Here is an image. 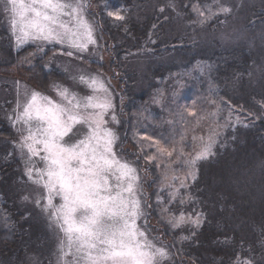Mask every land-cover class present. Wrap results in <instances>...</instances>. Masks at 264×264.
Wrapping results in <instances>:
<instances>
[{
	"label": "snow or ice",
	"instance_id": "6c2138e0",
	"mask_svg": "<svg viewBox=\"0 0 264 264\" xmlns=\"http://www.w3.org/2000/svg\"><path fill=\"white\" fill-rule=\"evenodd\" d=\"M0 3L7 16L11 44L17 52L30 43L45 42L66 46L73 51L65 54L73 56L97 44L94 27L86 19L87 5L82 0H0ZM169 9L176 10V0H167L157 11L164 15ZM193 11L198 17L196 22L203 25L221 14L230 15L232 7L225 0H215L214 8L205 12L193 6ZM126 12V8L118 7L108 10L107 16L126 21ZM168 18L164 16L165 20ZM156 26L154 23L153 29ZM80 82L88 86L91 94L78 97L68 87L53 85L59 97L55 100L33 90L22 104L17 102L8 116L19 133L14 147L25 158L23 176L41 189L35 206L62 234L56 264H184L183 260H177V255L190 256L182 250V245L202 234L206 213L182 211L178 215L169 214L166 221H161L173 230L190 228L188 235L173 242L181 244L175 252L172 246L149 238L147 223L143 226L138 223L142 217L147 220V206L142 204L138 190L137 169L118 158L114 149L117 136L108 126L109 116L112 121L117 119L113 94L102 74L87 78L82 75ZM188 114L195 115L191 111ZM254 121H264V102L259 112H249L246 121L237 118L235 124L243 123L248 128L254 126ZM80 126H86L87 130L78 137ZM219 135L210 129L207 139H199L196 154L189 157L183 153V136L179 142L173 141L171 149L159 140L144 137L152 140L156 150L154 155L145 156L150 163L175 155L188 169L182 179L171 178V198L179 197L181 204L192 199L187 181L197 180L198 161H207L216 155L213 149ZM12 156L14 152L7 153L5 163H11ZM22 199L27 201L30 197ZM170 211L161 210L162 214ZM227 241L235 244V236L226 237ZM243 241L241 238L232 264H264V260L255 259V246L249 244L245 248ZM258 245L264 249V228Z\"/></svg>",
	"mask_w": 264,
	"mask_h": 264
},
{
	"label": "trees",
	"instance_id": "16d2710c",
	"mask_svg": "<svg viewBox=\"0 0 264 264\" xmlns=\"http://www.w3.org/2000/svg\"><path fill=\"white\" fill-rule=\"evenodd\" d=\"M198 2L202 4L203 0H176V10L169 9L164 13L169 17L167 20L157 11L158 6L166 4L167 0H93L94 7L88 9L87 13L99 27L103 48L110 57L109 67L117 71L119 80L118 89L122 99L119 100L121 96L117 92L115 98L119 121L117 127L119 153L133 162L139 173L145 156L142 149L143 141L135 131H145L146 129L142 127L146 126V121H138L140 111L142 116L143 110L138 112L136 104L141 99H149L151 95L149 90L161 84L154 80L156 74L163 77L167 70V75H170L173 66L166 70H161L159 65L158 68L154 65L149 66L151 76L149 75L147 81L150 82V86L145 93L139 95L137 103L136 97L131 95L133 82L132 72L126 69L130 58L126 57L127 53L133 55L134 52H141L147 48L153 51L149 53L155 56V60L176 58L184 63L183 68L191 66L194 61L204 62L207 66L203 77L189 78L186 81L188 88L185 93L190 95L197 93L196 90L200 87L202 91H199L204 94L203 100L207 105L214 101L218 103L227 100L229 103L244 107L242 112H238V118L242 122L248 119L249 112H259L260 104L264 102V39L260 41L257 36L255 38L251 36L243 43L225 44L213 35L230 18L220 15L219 18L213 17L201 25L196 22L198 17L192 10ZM144 3L145 6L151 3L147 12ZM258 3L262 4H244L242 12L236 15L241 19L238 23L242 29L250 31L251 34L264 31L262 30L264 0H259ZM118 7L127 9L124 13L126 21H116L107 16L108 10H115ZM178 20L181 22L179 26ZM154 23L157 25L155 29L152 27ZM200 35L212 36L213 40L202 41V46L199 47ZM152 38L155 40L163 38V46L160 47L159 44L153 46ZM26 51L27 49L23 53ZM7 55L11 58L10 63H13L14 58L11 57L9 50ZM140 58L139 60L145 59ZM0 68L5 69L6 65L0 64ZM46 78L49 79L48 74L43 73L38 81L44 83ZM167 102L170 114L174 112L171 117L173 121L168 123L163 119L158 123L154 122V125L151 124L155 137L165 138L164 142L173 144V141L179 142L181 136L191 140V135L186 133L187 130H195L206 139L210 129L220 133L219 141L213 149L216 155L207 161H198L195 168L197 180L190 181L192 211H204L207 221L200 230L202 234L195 241L184 242L182 245V250L187 251L190 256L177 255V260H183L184 264H220V261H223V264H232L240 248L241 238H244L245 248L249 244L255 246L256 260H264V249L258 245L261 228H264V121H254L253 127L245 128L243 123L235 124L233 120L227 118L229 116L223 114L220 125L214 121V115L202 120L200 125L197 120L201 110H197L199 113L195 117L186 118L179 104L171 105L169 100ZM224 108L227 110L226 104ZM224 108L222 112L226 111ZM205 112L202 111L201 115H206ZM170 114L167 118L171 116ZM169 124L172 125L168 126ZM167 128L173 129L176 133L167 132ZM13 136V130L0 115V264L30 262L36 264L41 256L37 255L39 251L35 248L34 250H37L35 258L38 260L34 261L35 258L28 252V243L33 240L39 242L41 237L31 240L25 238L26 232L23 228L26 222L22 221L27 219H24L23 210L16 206L9 189L10 183L15 181L18 175V161L5 163L8 149L3 142ZM121 145L128 146L130 152L123 153ZM192 148L193 146L189 145L186 149ZM147 169L156 174L150 184L153 188L159 179L157 164L154 162L149 167L147 164ZM150 203L151 201L145 203L147 213H157L158 205ZM156 227L161 229L157 231L158 233L167 236L164 244L172 246L173 252L180 248V243H173L179 241L175 230L171 231L166 226ZM232 236H235V244L232 241L225 242L226 237Z\"/></svg>",
	"mask_w": 264,
	"mask_h": 264
},
{
	"label": "rangeland",
	"instance_id": "374dc122",
	"mask_svg": "<svg viewBox=\"0 0 264 264\" xmlns=\"http://www.w3.org/2000/svg\"><path fill=\"white\" fill-rule=\"evenodd\" d=\"M82 2L87 5L86 19L94 27V37L97 40V44L89 45L88 51L84 52L83 54L78 53L73 56H68L65 54L67 51H73L66 46H60L45 42L30 43L29 45H26L24 49L19 50V52H17V50H14V46L11 44L7 16L4 13L3 4L0 3V64L4 63L6 65L5 69L0 68V115L2 116V118H4L6 124L14 132V136L3 142V144H5L6 148L8 149L6 151L7 153L14 152V156L10 158L11 162L18 161V175L15 178L16 180L10 183L9 189L12 193L11 196L16 201V206L18 205L19 209L23 210L24 219H27V221H25L24 219V221H22L26 222L23 228L26 232L25 238L31 240L41 237V242L33 240L28 243V252L33 255V258L36 257L35 255L37 253V250L39 251L37 255L40 254L41 256L40 260L36 262V264H56L58 245L60 240L62 239V234L54 225L49 223L47 216L35 206V200L38 198L41 189L37 185H34L31 182L27 181L23 176L25 170V158H23L21 153L18 150H15L14 147V142L19 140V133L17 131V128L12 127L11 122L8 119V116L11 114L12 109L16 106L18 101L22 104L25 101L26 95L30 96L33 90L40 92L42 95L50 96L55 100H59V97L57 96L56 90L53 85H62L64 87H68L70 89V92L75 93L78 97H83L91 94V92L86 84L80 82V77L83 75L87 78L88 76L102 74L106 85L109 87L110 91L113 94L112 98L117 118L116 121H112L111 116L108 117V126L115 132L117 136V142L114 146V149L119 159L128 161L129 163L133 164L134 167H136L133 162L119 153L120 140L117 133L119 121L117 117L115 98H117L116 92L121 96L119 100L122 99V94L118 89L119 80L117 78V71L109 67L110 57L103 48V44L99 34V27L94 23V21L87 13L90 7H94L92 4L93 0H82ZM225 2L232 7V13L227 16L224 15L225 17H228L230 19H228L227 22H225V24L222 26V28L219 29L215 35H213L214 37L217 36L218 40H222L227 45L239 42L243 43L246 40H249L251 36H253V38L257 36L260 41L264 39L262 38L264 37V31H260L258 34L255 32L251 34L250 31L248 32L242 29V27L239 25L240 23H238V21H241V19H238L239 17L236 16L242 12L243 7L245 6L244 4H262L258 3L259 0H225ZM214 4L215 0H203L202 4L198 2L195 4V7L206 12L208 8H214ZM143 6L145 8V11L147 12L149 10V7L151 6V3L147 4L146 6L144 3ZM193 13L195 16H197L196 12L193 11ZM180 23L181 22L178 20V26L180 25ZM262 30H264V28ZM2 31L4 34L2 33ZM200 40L201 43H199V47L202 46V41L213 40V37L200 35ZM162 43L163 38H161L160 40H155L152 38L151 44L153 46L155 44H159V46L162 47ZM26 49L27 51L23 53V51ZM8 50L10 51L11 57L14 58L13 63H10L11 58H8ZM149 52H151V50L145 48L144 51L142 50L141 52H134L133 55H129V53H127L126 55V57H130L127 62L126 69L129 72H132L131 80L133 84L131 87V95L133 97H136V101L138 100L137 98L139 97V95L145 93V91H147L150 86V82L148 83L147 81V79H149V73H151L149 68L150 65H154L156 68L160 66V68H162L161 70H166L167 68L169 69L171 66H173V69L170 71V75H167V70L163 77H160L162 75L158 76L156 74L154 80H156V82H160L161 84L157 85L155 89L149 90L151 94L148 97L149 99H139V103L137 101L138 104H136V110L138 112L140 110H143L142 116L140 111L138 121H146V126L142 127L146 129L145 131H135L143 141V156H152L156 151L155 147L152 145V140L144 139V137L146 136L151 137L153 140H159L161 145H164L169 149H171V147L173 146V144H169L166 141L164 142V140H166L165 138L161 139L155 137L154 134H152V132L154 131L153 127L150 126L151 124L154 125L159 121H163V119H166V122L168 123H171L173 121L171 117L174 112H171L170 114L169 111L171 110L167 105L168 100L171 105L179 104V108L183 109V114L186 118L195 117V115L199 113L197 110H201V112L198 114L199 119H196L197 123L200 125L202 120H205V118H209L212 115H214V121L216 122V124L219 125L223 121V114L225 116H229L227 117L229 120H233L234 122L237 120L238 112H242L244 107L229 103L227 100H224L225 103H217L215 101L214 103H210L214 104L213 107L209 103L207 105L206 101L203 100L204 94L200 92L202 90L200 89L199 85V89L196 90L197 93H193L191 95L185 93V90H187L188 88L186 85V81L189 78H194L193 76L197 78H199V76L203 77L204 69L207 66L204 64V62L194 61L191 66L183 68L182 66L184 65V63L182 61L180 62L176 58L155 60V56H153V54H150ZM151 53H153V51ZM140 57L145 59L139 60L141 59ZM43 73H47L49 79L46 78L44 79V83H40L38 80L41 79ZM1 74H5L8 76ZM21 78H23L24 80ZM17 82H19V85H17ZM114 89H117V91ZM225 104L227 110L224 108ZM203 105H207V107H203ZM222 108H224V110L226 111L222 112ZM190 111L195 113V115L189 116L188 113ZM202 111H206L204 113L206 115H201ZM168 114H170L171 116L167 118ZM171 125L172 124H169L168 126ZM86 130V126H80L78 137L82 136L84 132H86ZM167 130L166 131L171 134L176 133L175 131H173V129L167 128ZM184 132L185 131H183L182 134H184ZM186 133L190 134L192 139L189 140L183 138L184 156H194L196 154V151L198 150L199 139L201 138V136L196 133L195 130H187ZM187 136L189 137V135ZM78 137H74V139ZM193 137H196V139L194 140ZM189 145L193 146L191 150L186 149L187 147L189 148ZM179 146L180 145L178 144L177 147ZM121 149L123 150V153H125L126 151L130 152L128 146L124 145L121 147ZM144 161L145 162L141 166V173H139V170L136 167L137 175L139 177L138 190L141 193L142 204L145 205L146 202L151 201V203H156L159 208L157 209V213L154 212L153 214H148L145 208L147 220L142 217L138 223L141 226L147 223V232L149 238H155L158 243L162 242L164 244L166 235L164 236L162 235L163 233H158L157 231H161V229H158L156 226H166V224L161 223V221H166L169 214L178 215L182 211L186 214L193 213L190 200H186L183 204H181L179 197L174 199L170 197V193L172 192V188L169 187V184L172 183L171 178L173 176H176L182 179L188 169L184 167L182 161L177 160L175 155L171 158H158L155 163L157 165H160V167H157V170H159V172L157 173L159 179L158 183L152 188V185L150 184L152 182L153 176L155 178L156 174H154V171L153 173L147 171V164L149 167L150 164L154 162L150 163L146 158L144 159ZM39 166L42 167V165ZM166 175L168 177L167 180L165 179ZM190 181V179L187 181L189 190ZM178 186L179 185L177 182L176 187ZM25 196L30 197V199L27 201L22 199ZM55 202L59 203L58 200H56ZM163 208L170 209V213L162 214L161 210ZM168 228L171 231L173 230L170 227ZM36 230H40L41 235L40 232H36ZM175 231L177 236L180 238L182 235H188L190 228L188 226H185ZM35 248L37 250H34ZM36 260L38 259L35 258L34 261ZM29 264L33 263L30 262Z\"/></svg>",
	"mask_w": 264,
	"mask_h": 264
}]
</instances>
